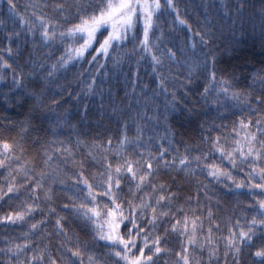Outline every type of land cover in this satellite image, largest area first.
<instances>
[{"label": "trees", "instance_id": "1", "mask_svg": "<svg viewBox=\"0 0 264 264\" xmlns=\"http://www.w3.org/2000/svg\"><path fill=\"white\" fill-rule=\"evenodd\" d=\"M13 2L17 8L10 12L8 0H0V49L9 45L6 36L14 32L20 35L11 41L12 56L4 52L0 55L17 70L15 78L19 86L13 82V71L0 69L3 76L0 79V140L15 139L25 151L19 163L13 161L10 168L0 169V191H6L10 183L19 189L18 195L13 193L11 199L0 200V217L23 211L25 202L32 203L28 192L20 187L25 182L23 173L16 171L21 164L35 168V172L43 170L48 176L44 190L39 193L41 200L37 201L40 210L31 217L26 216L23 222L0 223V248L27 242L31 248L21 260L31 257L37 246L48 245V250L55 255L56 246L63 237L55 235L54 223L62 216L69 236L87 241L90 251L103 255L108 251L103 247L104 242L93 239L91 226L85 225L72 208L73 201L79 203L76 194L83 188L82 184H75L80 172L94 185L102 180L100 174L104 172L106 161L96 145H106L110 139L114 152L125 135L129 140L139 136V143L150 146L153 153L160 144L168 148L169 158L184 154L186 148L191 156L208 153L212 139L217 136L221 137V144L231 145L237 138L233 134L234 126L241 119L250 118L249 106L260 107L256 100L264 92V0H173L175 12L161 0V11L154 16L150 32V46L162 59V64L154 66L151 57L140 49L141 24L128 33L122 44H114L108 58L100 55L91 62L96 55L93 49L99 47L94 43L83 59L73 60L67 67L57 65L58 58L65 50L78 48L83 40L57 38L45 44L40 30L30 32L20 17L35 23L32 16L35 10L37 15L57 23L58 31H66L83 14L77 5L96 0ZM45 3L48 7H42ZM240 3L244 8L238 11ZM56 4H62L63 9L55 8ZM31 5L38 7L33 9ZM179 20H184L185 25ZM197 32L205 34L208 43H201L200 37L195 35ZM193 44L195 48L191 47ZM169 49L176 52L175 59L168 57ZM53 65H57L56 68ZM213 70L216 72L215 85L209 82ZM161 78L163 87H160ZM221 79L230 84L227 96L219 91ZM93 80L95 84L89 91ZM205 87L209 89L207 94ZM232 92L249 96V106L233 101ZM54 100L59 104L53 103ZM126 148L132 150L131 146ZM108 156L115 166L112 153ZM207 163L220 166L236 183L244 181L245 187L237 189L236 183L226 177L213 180L206 171H197L194 177H188L183 172L161 169L154 182L171 185L173 191L179 190L178 203L183 204L187 197H192L191 206L204 209V216L211 208L212 221L205 220L204 230L198 231L193 255L200 264H226L224 238L228 236V228L236 220L241 225L250 220L254 212L248 206L264 196L259 195V189L250 190L247 186L248 163L241 164L237 159V167L233 168L226 160H221L219 153L209 154ZM129 184L127 179L122 183L124 191L120 196L123 199L132 198ZM45 191H49L51 199H44ZM98 202L106 203L107 198L100 197ZM65 204L69 205L68 209L64 208ZM49 208H54L55 213L49 215ZM41 219H47V223L25 237L30 225ZM125 223L131 228L129 221ZM212 223L220 227L213 228L212 242L207 243L205 236ZM121 231L127 229L122 225ZM200 246H203L202 251ZM213 246L218 250L210 260L209 251ZM9 259L0 252V264H7ZM253 260L245 249L240 264H253ZM227 264H233L230 253Z\"/></svg>", "mask_w": 264, "mask_h": 264}, {"label": "snow or ice", "instance_id": "2", "mask_svg": "<svg viewBox=\"0 0 264 264\" xmlns=\"http://www.w3.org/2000/svg\"><path fill=\"white\" fill-rule=\"evenodd\" d=\"M165 5L172 11H176L173 0H165ZM8 7L10 12H15L17 5L13 0H8ZM31 7L36 9L38 6L31 5ZM42 7H48V5L45 3ZM63 7L62 4L55 5L57 9H63ZM77 7L83 11V14L79 15L78 22L66 31H58L57 23L46 19L44 15H37L35 10L32 12L35 23L20 17L21 23L27 25L30 32L37 28L40 30L45 44L57 38L61 41L75 37L83 40L78 48L72 47L65 50L64 54L58 58L57 65L67 67L73 60L83 59L94 43H98L99 47L93 49L96 55L92 56L91 62H95L100 55L108 58L109 50L114 47V44H122L127 40L128 33L133 32L137 25L141 24L140 49L151 57L154 66L163 63L150 46V32L154 27V16L161 11V0H96L95 3L81 4ZM243 8L244 4L240 3L237 10ZM177 19H179L178 12ZM179 23L185 25L186 22L179 20ZM188 30L191 31L190 26ZM19 35V32H14L6 36L9 45L0 49V52L11 57V41L14 36ZM195 35L200 37L201 43H208L205 34L197 32ZM191 47L195 48V45ZM167 55L175 59L176 52L169 49ZM116 62L119 63V60ZM57 65H53V68ZM0 69L13 71V82L19 86V81L15 78L17 70L4 59L3 55H0ZM48 75L51 76L52 72ZM0 79H3L2 75ZM209 82L212 85L216 84L214 70L210 73ZM94 84L95 80L88 86L89 91H92ZM219 85V91L227 96L230 89L229 82L221 79ZM160 87H163L162 78ZM208 91V87H205V94ZM231 99L249 106V96L242 97L240 93L232 92ZM53 103L58 105L59 101L54 100ZM256 105L260 107L249 106L250 118L247 121L241 119L238 125L234 126L233 134L237 138L232 144H221V137L217 136L212 139L208 153L191 156L189 149L186 148L184 154L171 155L169 158V149L162 144L158 145L156 152L153 153L150 146L145 147L139 143V136L129 140L126 135L119 141L114 152L110 139L106 145H96V148L104 153L103 159L106 161L104 172L100 174L102 180L94 185L85 178L83 172H80L75 184H82L83 188H80L76 194L79 203L73 201L72 208L85 225L91 226L93 239L97 242L103 241V247L108 251L103 255L90 251L87 241L81 242L78 237L69 236V232L65 229V217L58 216L54 223L55 235L63 239L56 246L55 255L48 250V245L43 248L37 246L33 249L34 254L31 257L21 260L20 257L31 248V244L27 242L15 244L0 248V252L10 257L7 264H85V256H87V264H200L199 260L194 258L193 252L197 248V233L204 230V221H212L211 208L207 209V216H204V209L191 206L192 197H187L183 204L178 203L179 190L173 191L172 186L165 183H155L154 177L161 169H165L183 172L188 177H194L197 171H206L207 176L213 180L219 181L221 177L232 180L231 174L224 172L220 166L207 163L209 154L219 153L221 160H226L233 168L237 167V159L241 164L248 163L250 171L247 176V186L250 190L259 189V195L264 196V92L256 100ZM251 116L257 118L253 120ZM126 146H131L132 150L128 151ZM140 148L144 150L140 151ZM24 151L23 145L15 139L0 140V169L10 168L13 161L19 163ZM108 153H112L116 161L115 166L109 160ZM48 159L50 160L51 157L49 156ZM44 163L47 165L48 161L45 160ZM257 165L260 166L257 167ZM16 171L23 173L25 182L20 187L28 192L32 203L25 202L23 211H13L0 217V223L23 222L26 216L31 217L34 212L40 210L37 201L41 200L39 193L44 190L48 173L43 170L35 172V168L29 169L26 163L21 164ZM9 176H12V172H9ZM126 179L130 182L128 192L131 199H123L120 196V193L124 191L122 183ZM253 181L256 182L253 183ZM232 182L236 183L235 180ZM236 187L244 188L245 182L236 183ZM146 189L150 190L146 191ZM49 191L44 192L45 200L51 199ZM13 193L18 195L19 189L14 183H10L6 191H0V200L5 197L11 199ZM81 195L82 198H80ZM100 197H106L107 202L99 203ZM137 199L139 203L136 202ZM196 200L198 204V196ZM68 207V204L64 205L65 209ZM248 208L254 212L251 219L246 220L244 225L236 220L228 228V236L224 238L226 264L229 253L232 255L233 264H240V256L245 249H248L254 258L253 264H264V199L255 201ZM54 213V208L48 209L49 215ZM125 221L131 223V228H128ZM46 223L47 219L32 223L28 232L24 234L25 237L35 233ZM122 225L127 229L123 233ZM219 227L220 225L216 223L209 226L205 236L207 243L212 242L213 228L219 229ZM9 243L5 240L6 245ZM202 247L200 246L201 251ZM217 250L215 246L210 249V260L215 257ZM169 257L173 258L169 259Z\"/></svg>", "mask_w": 264, "mask_h": 264}]
</instances>
